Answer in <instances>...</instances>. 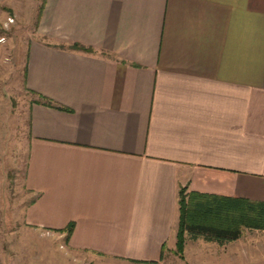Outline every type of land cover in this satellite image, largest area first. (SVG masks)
Listing matches in <instances>:
<instances>
[{"label": "crops", "instance_id": "0c3cea01", "mask_svg": "<svg viewBox=\"0 0 264 264\" xmlns=\"http://www.w3.org/2000/svg\"><path fill=\"white\" fill-rule=\"evenodd\" d=\"M27 12L24 97L0 88V264L33 237L36 264L55 244L64 264H264L257 229L173 253L179 187L264 201V0H0L2 24Z\"/></svg>", "mask_w": 264, "mask_h": 264}, {"label": "trees", "instance_id": "16d2710c", "mask_svg": "<svg viewBox=\"0 0 264 264\" xmlns=\"http://www.w3.org/2000/svg\"><path fill=\"white\" fill-rule=\"evenodd\" d=\"M69 48L91 50L79 44H72ZM24 71L25 65L23 75ZM38 102L65 109L53 104L50 99L42 95H38ZM176 204L177 222L173 253L179 258L182 257L185 235L222 244L237 239L243 228L264 231V201L261 200L186 191L183 186L177 189ZM71 229L72 223H68L63 230L55 229V231H65L67 237ZM163 251L164 246H161L160 257Z\"/></svg>", "mask_w": 264, "mask_h": 264}, {"label": "rangeland", "instance_id": "374dc122", "mask_svg": "<svg viewBox=\"0 0 264 264\" xmlns=\"http://www.w3.org/2000/svg\"><path fill=\"white\" fill-rule=\"evenodd\" d=\"M28 11L30 12V7L28 8ZM9 17L10 20L8 19ZM34 18V15L31 17V14L27 12L20 17L8 15L6 21L3 24L0 23V47H2L0 53V88L4 86L6 92L14 101H16V103L21 102V99L24 97L22 90L23 66L25 64L24 53L26 43L32 37V34L36 29ZM14 111H16V109ZM1 115H5V113H1ZM7 122L15 129L21 124L22 141L24 142L25 113H23L22 116L18 113H12L9 118H7ZM22 152L24 153V148ZM9 187L11 189L10 197L7 196L0 198V215L8 216V212L12 215V211H8L4 206L6 205L5 202L10 201L12 203L17 199V192H15L17 191V188L14 187L12 181L9 182ZM13 195H15V197ZM43 240V238L33 237V240L23 248V257L25 258V263L23 261V264H36L35 258H32L29 251L31 250V247H34L33 244H40ZM31 243L33 244L30 245ZM47 249V253L54 257V261L60 259V264L66 262L65 259H63L64 256H61V253L64 251L63 248L60 250L58 249L57 244H55V246H49ZM45 250L46 248H43V253H45ZM33 252L35 253V251Z\"/></svg>", "mask_w": 264, "mask_h": 264}, {"label": "built area", "instance_id": "2783aa9c", "mask_svg": "<svg viewBox=\"0 0 264 264\" xmlns=\"http://www.w3.org/2000/svg\"><path fill=\"white\" fill-rule=\"evenodd\" d=\"M8 19L10 20V17Z\"/></svg>", "mask_w": 264, "mask_h": 264}]
</instances>
